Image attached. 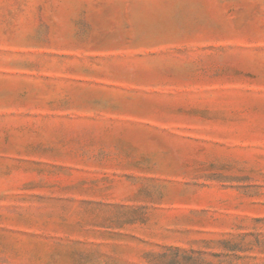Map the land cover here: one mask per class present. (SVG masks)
I'll return each instance as SVG.
<instances>
[{
	"label": "rangeland",
	"instance_id": "obj_1",
	"mask_svg": "<svg viewBox=\"0 0 264 264\" xmlns=\"http://www.w3.org/2000/svg\"><path fill=\"white\" fill-rule=\"evenodd\" d=\"M0 264H264V0H0Z\"/></svg>",
	"mask_w": 264,
	"mask_h": 264
}]
</instances>
